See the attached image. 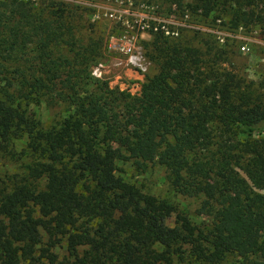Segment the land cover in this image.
<instances>
[{"label":"trees","instance_id":"1","mask_svg":"<svg viewBox=\"0 0 264 264\" xmlns=\"http://www.w3.org/2000/svg\"><path fill=\"white\" fill-rule=\"evenodd\" d=\"M247 3L260 12L231 0L188 6L206 17L232 9L231 28L264 22V0ZM44 8L0 0V153L27 161L0 184V264H222L232 253L264 264L259 95L161 34L159 71L137 94L113 90L91 74L97 45L76 38L65 8ZM42 103L62 106L61 118L43 126L34 109ZM155 161L175 191L203 196L207 227L183 213L169 225L171 203L136 196L122 165ZM40 231L48 243L36 257ZM62 239L68 261L50 251Z\"/></svg>","mask_w":264,"mask_h":264},{"label":"rangeland","instance_id":"2","mask_svg":"<svg viewBox=\"0 0 264 264\" xmlns=\"http://www.w3.org/2000/svg\"><path fill=\"white\" fill-rule=\"evenodd\" d=\"M29 1L40 8L52 2L54 8L66 9L74 22L76 38L92 46L97 45L99 53L90 66L91 74L105 81L113 90L137 94L146 78L159 71V51L153 49V40L155 35L161 34L170 41L179 39L192 46L201 55L203 65L215 64L216 71L231 72L242 88L252 89L264 102V22L249 20L238 28H231L232 9L226 12L220 7L209 17L204 16L201 10L192 14L188 6L192 0H183L182 7L171 0ZM231 3L234 8L241 5L244 11L253 9L255 16L260 12V8H255L254 3L249 5L247 0H231ZM171 31L177 33L173 35ZM130 56L140 59L143 69L131 63ZM197 67L203 69L200 64ZM34 109L43 126L58 121L63 113L62 106L47 107L44 103ZM26 165V160L0 153V184L9 176L22 175ZM122 168L127 181L135 185L138 198L154 196L176 208L167 213L169 225H173L181 213L187 215L194 225L203 228L209 225V216L200 212L203 196L175 191L168 171L156 161L147 163L144 170L130 162L123 164ZM40 236L42 244L34 253L36 257L40 256L41 247L48 243L44 232ZM50 251L60 261L72 259L64 239ZM41 259L46 262L45 258ZM182 264L194 263L187 258ZM222 264H251V259L232 253Z\"/></svg>","mask_w":264,"mask_h":264},{"label":"built area","instance_id":"3","mask_svg":"<svg viewBox=\"0 0 264 264\" xmlns=\"http://www.w3.org/2000/svg\"><path fill=\"white\" fill-rule=\"evenodd\" d=\"M173 33H174V32H172V34H173ZM244 48H245V47H243V49H244ZM129 61H130L131 63L136 64L137 66H139L140 69L142 68V66L140 65V64H142V62H141V60L138 59L137 57H132V56H130ZM142 69H143V68H142ZM93 73H95V71H93Z\"/></svg>","mask_w":264,"mask_h":264}]
</instances>
